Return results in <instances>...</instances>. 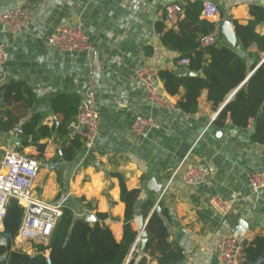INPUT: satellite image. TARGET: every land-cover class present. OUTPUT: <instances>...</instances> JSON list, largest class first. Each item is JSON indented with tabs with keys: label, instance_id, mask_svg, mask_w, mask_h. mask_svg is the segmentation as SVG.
Returning <instances> with one entry per match:
<instances>
[{
	"label": "crops",
	"instance_id": "obj_1",
	"mask_svg": "<svg viewBox=\"0 0 264 264\" xmlns=\"http://www.w3.org/2000/svg\"><path fill=\"white\" fill-rule=\"evenodd\" d=\"M205 1L214 3L219 15L207 19L202 14L201 20L221 25L225 20L246 25L252 19L250 7H264V0H0V15L18 8L30 10L24 31L15 34L0 26V45L6 52L0 88L12 81L24 83L36 98L29 115L40 114L45 126L57 128L62 116L52 109V100L68 95L81 101L87 80L93 78L96 84L100 125L94 145L90 149L84 146L74 161L67 162L59 155V144L54 139L44 140L47 147L40 163L47 167L46 178L42 180L39 175L41 184H35V193L49 204L73 209L78 217L106 214L108 218L101 225L109 227L120 243L126 215L122 181L129 191L140 192L136 215L142 217L143 204L149 199L157 202L159 197L160 192L151 185L163 187L161 202L168 213L164 220L169 241L184 250L187 264H217L218 243L226 236L239 235L251 241L264 235V189L252 192L248 180L253 173H264V145L252 140L254 121L244 129L233 127L229 116L224 127L215 124L248 79L217 109L208 101V91L203 90L198 112L188 115L177 105L184 90L175 97L168 94L173 106L157 107L148 101L136 78V72L144 66L188 70L180 61L176 63L181 52L167 47L164 37L178 31L188 3ZM173 3L182 5L183 13L168 20L165 8ZM63 27H81L94 50L62 52L49 47L47 37ZM257 31L264 35V25ZM220 35L221 44L234 49L248 67L257 59L264 60V54L255 46L243 50L235 34L233 40L222 30ZM1 104L0 98V113L4 111ZM136 116L154 120L156 128L145 137L133 136L130 128ZM10 139H17L14 133L0 132V163L5 152L14 150L7 145ZM27 151L32 156L38 154L34 147L23 152ZM201 164L209 166L212 184H185L184 173ZM217 196L231 202L227 214L215 207ZM89 203L91 208L86 206ZM132 228L139 238L136 218ZM138 238L125 264L133 259V253L136 259ZM26 250L32 254L33 243ZM144 257L147 264H158L145 253Z\"/></svg>",
	"mask_w": 264,
	"mask_h": 264
},
{
	"label": "trees",
	"instance_id": "obj_2",
	"mask_svg": "<svg viewBox=\"0 0 264 264\" xmlns=\"http://www.w3.org/2000/svg\"><path fill=\"white\" fill-rule=\"evenodd\" d=\"M202 11V2L188 3L178 31H171L164 37L167 47L181 52L176 63L183 58L189 60V75H179L180 67L177 70H160L164 89L174 97L184 90L178 108L188 115H194L198 112V100L203 90L208 91V101L217 109L248 79L223 108L215 124L219 128L224 127L229 116L233 127L244 129L253 120L252 140L264 145V60L257 59L251 68L248 67L234 49L221 44V35L215 45L203 47L200 36L213 33L216 25L201 20ZM250 15L252 19L246 25L234 21V34L243 50L255 46L258 52L264 54V35L257 31L259 26L264 25V7L251 6ZM251 72L253 74L248 78ZM0 98L1 107L4 108L0 113V132L14 133L20 143L18 151L34 147L38 152L34 157L43 161L47 147L43 141L54 139L59 144V155L65 161L72 162L79 156L84 144L79 137L71 136V128L76 121L80 98L62 95L52 100V109L62 116L57 128L45 126L40 114L29 115L36 98L24 83L12 81L1 87ZM121 191L126 215L124 237L120 243L115 240L109 227L101 225L108 218L106 214L97 213L96 220L90 223L85 216L78 217L73 209L63 207L62 217L49 244L33 243L32 255L23 250H13L24 209L16 200H10L4 219V233L10 235L11 239L7 246H0V264H48L47 253L51 264H125L138 238L132 222L140 192L129 191L123 181ZM81 202L86 200L82 199ZM155 205L156 200L149 199L142 206L144 220L151 212L145 221L148 235L145 254L156 259L158 264H187L184 250L169 241L170 233L164 220L168 213L161 201L160 212L153 211ZM86 206L91 208V203ZM133 255L135 257L136 253ZM134 257L128 264H134ZM139 264H147V259L143 257ZM243 264H264V235L245 241Z\"/></svg>",
	"mask_w": 264,
	"mask_h": 264
},
{
	"label": "built area",
	"instance_id": "obj_3",
	"mask_svg": "<svg viewBox=\"0 0 264 264\" xmlns=\"http://www.w3.org/2000/svg\"><path fill=\"white\" fill-rule=\"evenodd\" d=\"M182 13L183 7L179 3H173L165 8V16L168 20H174ZM202 14L207 19H216L219 15V9L214 3L205 1L203 2ZM29 20L30 10L18 8L0 15V26L6 27L16 34L25 30ZM215 25L213 33L202 37L201 44L203 47L213 46L217 43L221 23ZM46 42L52 49L62 52H90L94 50L88 34L81 27L60 28L48 36ZM5 58V48L0 45V71L3 69ZM180 64L187 67L189 60L183 58L180 60ZM136 78L144 88L151 104L157 107L173 106L160 80V70L157 67H142L136 72ZM99 125L100 118L96 110V84L94 79L90 78L86 82L85 94L79 105L76 121L71 128V136L79 137L85 148L90 149L97 139ZM154 128H156L154 120L144 116H136L131 125L130 133L135 137H145ZM40 172L41 163L34 156L16 150L5 152L0 163V233H3L4 219L9 202L16 200L24 209L17 238L23 242L47 245L59 219L62 217L63 207L49 204L36 195L35 184ZM176 173L177 171L174 175ZM248 180L252 192L258 193L264 189V173H253ZM183 181L190 186L211 185L209 166L201 164L190 167L184 173ZM162 196L163 192L155 207L159 205ZM214 203L215 207L222 213L227 214L229 212L230 201L217 196ZM246 240L244 237L234 235L221 239L218 243L217 264H243Z\"/></svg>",
	"mask_w": 264,
	"mask_h": 264
},
{
	"label": "water",
	"instance_id": "obj_4",
	"mask_svg": "<svg viewBox=\"0 0 264 264\" xmlns=\"http://www.w3.org/2000/svg\"><path fill=\"white\" fill-rule=\"evenodd\" d=\"M232 25H233V21L232 20H225V21H223V23L221 25V30H222L223 35H225L228 39H232L233 40L234 39V34L232 32ZM178 74L179 75H189V72L187 70H185L184 68H181V69H179ZM16 130H19V128H16ZM13 143L16 146H19V144H20L17 139H14ZM154 185L155 184L153 183L151 185V188L154 189L157 192H160L158 194L159 197L157 198V201H158L160 199V197H161V194H162L161 190H162L163 187H158V186L156 187ZM155 210L157 212H160L159 205H157V207H155ZM135 218H136V221H137L138 230L140 232V235H139V238H138V242H140V250H139V252L137 254V257H136V259L134 261V264H138L139 261L144 257L146 244L148 242V235H147V232H146V224L147 223H144L142 215L141 214H137L135 216ZM95 220L96 219L94 218V216L92 214L86 215V221L87 222L91 223V222H94ZM240 234L242 235L241 232H240ZM236 236L238 237L239 235H236ZM10 239H11L10 235L5 234V233H0V246H7L9 244ZM47 261H48V264H51V260H50L49 257H48ZM2 264H7V263L3 262Z\"/></svg>",
	"mask_w": 264,
	"mask_h": 264
},
{
	"label": "rangeland",
	"instance_id": "obj_5",
	"mask_svg": "<svg viewBox=\"0 0 264 264\" xmlns=\"http://www.w3.org/2000/svg\"><path fill=\"white\" fill-rule=\"evenodd\" d=\"M7 145H9V146H11L12 148H14V150H16V151H18L17 150V148L16 147H14L15 145H13V141H12V139H10V140H8L7 141ZM18 152H20V151H18ZM24 153H30V151H27V152H24ZM32 155V154H31ZM35 155H38V154H35ZM2 156V154H0V157ZM42 163V162H41ZM46 169H47V167H46V165L44 166V163H42V169H41V173H40V176L42 177V180H44L45 178H46ZM39 176V177H40ZM40 182V184H41V178L40 179H38V181L36 182V184L37 183H39ZM39 184V185H40ZM37 186V185H36ZM37 195V194H36ZM38 196V195H37ZM88 215V214H87ZM83 216H85L86 217V215L84 214ZM17 245H20V246H18V248H17V250H23V251H26V252H28L29 253V250H26V247H30L31 246V243L30 242H23V241H20V239H18L17 237H16V239H15V244H14V246H17ZM15 248V247H14ZM16 249V248H15ZM140 249H138V251H139ZM32 255V254H31Z\"/></svg>",
	"mask_w": 264,
	"mask_h": 264
},
{
	"label": "bare ground",
	"instance_id": "obj_6",
	"mask_svg": "<svg viewBox=\"0 0 264 264\" xmlns=\"http://www.w3.org/2000/svg\"><path fill=\"white\" fill-rule=\"evenodd\" d=\"M4 230H5V228L3 229V233H4Z\"/></svg>",
	"mask_w": 264,
	"mask_h": 264
}]
</instances>
